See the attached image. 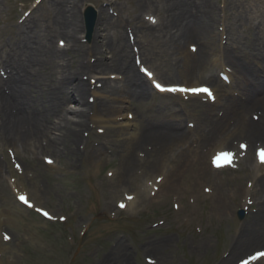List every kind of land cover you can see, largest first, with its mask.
Segmentation results:
<instances>
[{"label": "rangeland", "instance_id": "obj_1", "mask_svg": "<svg viewBox=\"0 0 264 264\" xmlns=\"http://www.w3.org/2000/svg\"><path fill=\"white\" fill-rule=\"evenodd\" d=\"M112 1L114 5H107V13L120 19L126 31L137 21V15L149 24L157 23L166 15L163 12L157 15L159 3L156 2H152L154 6L140 8L138 0ZM211 1L218 17L217 26H214L218 34L222 28L225 31L230 29V35L236 33L245 44L247 29L255 35V29L263 27L264 0H240L244 4L240 22H234L231 14L228 15L236 0ZM52 3L53 0H0V41L10 48L9 37L14 35L15 25L19 24L21 17L33 19L30 26L36 25L40 19L41 29H49L48 24L52 22L43 16L47 13L53 15ZM101 6L98 0H80L77 6V18L82 24L78 36L83 44L93 40L97 11ZM115 26L112 32L117 38L120 26L118 23ZM125 36L134 52L140 55V49L147 48L152 39H164L158 33L140 38L128 31ZM40 40L46 41V38L40 35ZM217 40L220 41L219 37ZM191 41L199 49L200 45ZM49 43L63 49L66 47L65 39L58 35ZM181 48L182 53H189L185 43ZM159 66V60L136 63L139 69L144 67L145 72L153 74L151 83L153 80L183 85L209 83L199 75L185 78L177 70L165 72ZM211 70L220 79V72L214 67ZM100 76L121 80L117 72L108 75L92 72L86 74V81L99 87L97 79ZM232 89H228L232 91L231 97L239 94ZM91 94L88 95L89 101H94L96 97ZM204 101L180 94L160 95L150 84L145 101L126 102L127 113L135 123H147L148 127L155 123L164 126L174 123L185 133V141L189 137L190 146L185 141L172 149L164 145L154 149L156 154L149 147L152 156L143 149L140 157L135 156L138 166L132 169L130 182L125 185H120L122 179L117 177L124 159L120 154L104 148L105 154L99 164L86 158L84 151H88L93 143V135H101L100 132L104 131L95 125L98 133L90 132L85 138L83 154L73 158V164L62 168L56 159L44 152L38 153L36 158L31 153L20 152L19 155L13 147L1 141L0 264H240L254 252L264 250L261 238L255 236L247 241L243 232L240 234L242 224L249 226L255 218L253 214L260 209L245 190L251 187L254 173L246 147L250 152L255 148L245 145L244 135H236L224 144V149L234 153V165L220 171L212 170L209 163L211 153L224 135L216 132L215 140L204 141L203 149L199 139L206 138L210 130L217 128L224 112L220 101L213 104ZM73 103H68L66 108H75ZM159 109L164 110L163 114L158 113L162 117L156 114ZM67 116L74 117L70 111ZM240 123L227 119L225 124L241 131ZM240 143L245 148H240ZM131 147L128 153L133 156L135 148ZM161 148L171 152L157 184L154 179L161 169V166L157 167L162 156L158 153ZM186 160L194 165V169L176 170V166L183 165ZM61 161L66 162L65 159ZM18 193L26 196L28 204L18 199ZM128 199L131 205L127 204ZM121 203L124 207H120ZM221 208L225 211H219ZM40 209L46 210L49 218L43 217ZM238 210L243 211L241 218Z\"/></svg>", "mask_w": 264, "mask_h": 264}, {"label": "bare ground", "instance_id": "obj_2", "mask_svg": "<svg viewBox=\"0 0 264 264\" xmlns=\"http://www.w3.org/2000/svg\"><path fill=\"white\" fill-rule=\"evenodd\" d=\"M98 1L102 6L97 11L93 40L88 44H83L78 36L82 28L76 13L80 0H53V15L47 13L43 16L46 21L52 22L48 24L49 29H41L40 19H37L36 25L30 26L33 19L30 21V17H21L19 24L15 25L14 35L9 37L10 48L0 41V144L4 141L17 154L31 153L35 158L38 153L44 152L56 159L62 168L83 154L87 142L85 138L90 132L98 133L97 126L104 130L100 133L106 135H93V143L88 151H84L86 158L99 164L105 154L104 148L110 153L120 154L124 159L117 177L122 179L120 185L128 184L132 169L138 166L135 158L138 152L147 147V153L152 156L148 147L156 150L166 145L172 149L186 140L185 133L174 123L169 126L155 123L148 127L147 123H135L127 113L129 107L126 102L145 101L150 89L149 80L143 77L136 63L159 60L160 70H177L185 78L199 75L219 95L223 118L206 138L199 139L202 149L205 148L204 141L215 140L216 132L224 135L218 141L216 150L236 135H244L248 144L264 145V22L262 28H254L257 30L255 35L247 29V41L242 44L236 33L230 35V29L225 31L222 28L219 34L214 30L218 17L211 0H138L140 8L153 5L152 2L159 3L157 15L158 12L166 15L157 23L150 24L137 15V21L126 31L120 19L107 13V5L112 7L113 1ZM236 1L228 15L231 14L234 22H240L244 4ZM117 23L120 26L119 37L115 38L112 31ZM128 31L140 38L158 33L164 39H152L147 48L142 47V59L126 39ZM223 33L227 41L221 45L217 38L221 40ZM40 35L46 41L40 40ZM56 35L65 39L64 49L49 43ZM191 40L200 45L197 53H182L181 45H194ZM82 55V60H79ZM223 66L233 70L229 86L211 70L212 67L219 70ZM92 72L104 75L117 72L121 80L100 76L97 79L99 87H95L86 81V74ZM35 87L39 89L32 90ZM231 87L239 92L235 97L230 96L232 91L228 89ZM90 92L96 97L92 102L88 99ZM71 102L76 106L72 110L66 108ZM68 111L73 113V118L67 116ZM158 113L163 114L164 110L159 109L156 113L162 117ZM227 119L241 122L239 126L242 130L225 124ZM188 139L184 143L190 146ZM130 146L135 148L133 156L128 153ZM170 152L162 148L158 151L162 155L157 161V167L161 166L158 172L163 170ZM247 155L251 158L254 173L251 187L245 190L260 205V209L253 214L255 218L249 226L242 224L240 234L243 232L247 241L255 236L264 241V163L253 159L251 152ZM193 166L186 160L183 165L176 166V170L189 171L194 169ZM10 200L13 201L12 198ZM127 203L131 204L130 200ZM219 211L225 210L221 208ZM251 264H264V259L258 258Z\"/></svg>", "mask_w": 264, "mask_h": 264}, {"label": "snow or ice", "instance_id": "obj_3", "mask_svg": "<svg viewBox=\"0 0 264 264\" xmlns=\"http://www.w3.org/2000/svg\"><path fill=\"white\" fill-rule=\"evenodd\" d=\"M146 71V70H144ZM149 76H151V73H147ZM155 87L157 89H159L160 91H168V92H188V91H192L194 93H207V94H211L209 89L207 88H199V89H185V88H175V87H172V88H164L162 87L159 83H155ZM222 156H231V154H221ZM220 157H217V160L219 159ZM49 163H51V161H49ZM20 200L22 202H24L25 204H28V201L25 199V197L21 196L20 197ZM29 207H31V205L29 204L28 205ZM43 215L45 216H48V213L47 212H44Z\"/></svg>", "mask_w": 264, "mask_h": 264}]
</instances>
